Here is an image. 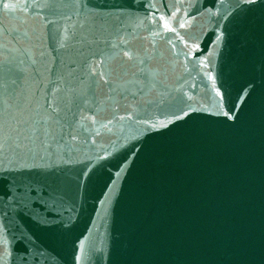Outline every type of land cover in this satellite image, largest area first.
Wrapping results in <instances>:
<instances>
[{
    "label": "snow or ice",
    "instance_id": "obj_1",
    "mask_svg": "<svg viewBox=\"0 0 264 264\" xmlns=\"http://www.w3.org/2000/svg\"><path fill=\"white\" fill-rule=\"evenodd\" d=\"M2 7L8 9L15 6L4 3L2 4ZM165 27L170 31L172 30L167 22H165ZM61 47H64L63 43L61 44ZM118 47L119 46L116 44H111V48L113 49ZM81 54L84 55L83 49H81ZM92 55L94 57L95 53ZM117 58H120L121 63L119 66L113 67L112 62ZM124 58L130 62L134 60V55L131 52L124 50L122 54L120 52L105 53L101 55L99 59L95 60H89L86 57L84 64L87 68V72L84 75L77 77L79 84L82 86L86 85V87H81L78 90L77 87L69 85L67 88V104L65 106L66 111L64 115L60 116V110L58 108H52V112L56 115L49 117V120H52L56 125L59 126L61 141L64 139L63 134L65 130H67V135L73 141L77 140L80 133L88 131L90 128H95L97 124H99L100 128L111 131V128L109 127V125L112 123L111 119H107V122H104L105 118L101 116L99 109L94 111L92 115H83L84 109L80 107L79 102L87 105L89 95L95 97L97 92L104 87H107L108 89V93L106 94L108 100H113V94L120 95L121 89L123 88L121 83L122 78L127 75V71L124 70L123 67L125 63ZM140 63L142 64L143 61H140ZM70 68L72 69V73L77 71V66L75 64L70 65ZM58 90L59 89H57V91ZM73 107L77 108L81 113L78 119L76 114L72 112ZM70 113L71 116L69 115ZM184 115L187 116L189 113L185 112ZM224 115L228 116V112H225ZM127 118L131 119V116ZM177 118L181 119L183 117L178 116ZM120 119L123 120L125 117H120ZM152 127H155V125L153 124ZM95 135H100V131L98 129H96ZM25 139H28V137H25ZM36 139H39V137H36ZM10 141L15 145L16 149H23L27 147V145L20 143L18 138L13 139L11 131L6 133L5 127L0 125V147H2L3 144L9 143ZM56 142L59 143L60 141ZM47 147L50 148L51 145H47ZM0 264H3V261H0Z\"/></svg>",
    "mask_w": 264,
    "mask_h": 264
}]
</instances>
